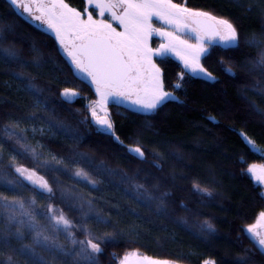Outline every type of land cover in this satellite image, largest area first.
<instances>
[{
    "label": "snow or ice",
    "instance_id": "1",
    "mask_svg": "<svg viewBox=\"0 0 264 264\" xmlns=\"http://www.w3.org/2000/svg\"><path fill=\"white\" fill-rule=\"evenodd\" d=\"M5 3L8 13L0 17V65L13 69L11 78L18 81V90L32 103L27 113L7 114L0 124V264H101L106 248L141 235L135 222L119 227L122 213L142 219L133 208L124 209L121 200L143 207L157 219L170 221L204 243L216 238L217 229L210 220L197 223L196 231H192L187 217L175 215L171 192L164 187L168 181L163 176L148 172L141 180V170L128 175L103 162L97 164L88 153L79 151L84 142L81 129L104 133L137 162L147 163L150 155L151 167L163 173V161L168 156L181 160L179 153L166 150V141L159 139L152 141L158 147L150 152L139 139L125 145L117 135L109 105H127L134 114L147 117L167 102L179 100L174 90L183 87L185 71L170 85L165 69L155 59L170 52L179 57L191 75L215 81L216 77L201 62L214 43L241 55L233 62L234 67L253 75L255 82L248 91L260 100L250 98L247 92L241 98L248 104L250 114L264 119V29L259 34L244 33L229 18L189 7L187 0H86L87 6L82 9L68 0ZM8 16L41 26V34L54 37L56 53L69 71L81 82L94 86L96 99L84 105L82 115L74 116L75 126L59 118L51 101L52 90L25 74L28 68L39 72L49 61L42 58L35 43L29 49L33 53L31 62L24 59L16 42L9 40L16 34V24ZM154 20L160 22L159 27ZM154 35L162 41L155 48L151 44ZM241 45L255 48L256 55L249 57ZM223 70L238 78L233 67ZM56 95L63 104H72L80 92L65 87ZM57 134L70 141L66 155L53 152L42 140ZM240 135L253 149L258 147L257 141L243 130ZM247 171L264 185V165L252 164ZM61 176L71 183L61 180ZM104 177L119 178L118 183L112 179L108 182L120 193V199L104 194L100 187ZM177 178L172 176L173 181ZM192 191L201 200L213 197L212 188L199 181L193 182ZM179 208L185 213L193 212L183 203ZM240 231L251 248L237 252L232 264H264V211ZM171 239H175L174 234ZM111 256L113 264H181L187 259L149 256L139 248ZM200 264L217 261L207 256L201 258Z\"/></svg>",
    "mask_w": 264,
    "mask_h": 264
},
{
    "label": "trees",
    "instance_id": "2",
    "mask_svg": "<svg viewBox=\"0 0 264 264\" xmlns=\"http://www.w3.org/2000/svg\"><path fill=\"white\" fill-rule=\"evenodd\" d=\"M68 2L78 9L86 7V0ZM187 4L229 18L244 33L259 34L264 29V0H187ZM7 13L5 0H0V17ZM7 18L16 24V34L10 35L9 40L16 42L24 59L31 62L33 53L29 49L35 43L43 53L42 58L49 61L39 72L28 68L24 70L25 74H31L35 83L52 90L51 101L59 118L75 126L74 116L82 115L88 100L96 99L91 84L81 82L69 71V66L56 53L54 37L50 39L49 34H41V29L30 21L16 16ZM241 48L249 57L256 55L255 48H245L243 45ZM241 58L235 50L224 49L222 45L213 46L203 57L202 63L216 80L209 81L185 73L183 87L174 90L179 100L167 102L156 114L145 117L141 113L134 114L125 105L109 106L117 125V135L125 145L139 139L150 152L154 146L158 147L152 141L159 139L166 141V150L179 153L181 160L168 156L163 161V173L151 167L150 155L147 163L137 162L104 133L81 129L84 142L79 151L88 153L97 164L103 162L128 175L141 170V180L148 172L163 176L168 181L164 187L171 192L170 199L176 216L187 217L192 231H196L195 225L205 219L210 220L217 229V237L204 243L170 221L157 219L143 207L121 200L124 209L133 208L142 219L122 213L119 227L126 228L135 222L141 235L122 239L115 246L106 248L101 264H113L112 253L122 256L134 248L149 256H186L187 259L181 264H200L201 258L207 256L216 259L217 264H232L237 252L251 248L240 230L254 223L258 213L264 211L262 187L253 181L247 171L252 164H264V119L250 114L248 104L241 98V94L247 92L250 98L260 100V97L252 96L248 91L255 82L253 75L234 67L233 62ZM220 60L224 63H219ZM160 64L165 69L168 84H175L178 74L183 71L181 64L174 59H164ZM225 67H233L238 78L230 77L223 70ZM14 70L20 71L19 68ZM12 71L0 65V124L5 122L7 114L18 116L27 113L32 103L29 96L18 90V81L11 78ZM256 77L259 78L258 73ZM65 87L80 92L72 104H63L56 95ZM117 112L121 114L117 115ZM241 130L257 141L260 153L253 151L244 141ZM42 140L47 148L57 154L66 155L69 151L70 141L59 134L43 137ZM21 162L28 164V161ZM173 175L178 177L174 181ZM103 179L100 187L104 189V194L120 199V193L108 182L112 179L118 183L119 178ZM61 180L71 183L64 176H61ZM194 181L208 184L213 190V197L201 200L192 191ZM152 182L156 181L153 179ZM180 203L186 204L193 212L185 213L179 208ZM172 234L174 240L171 239Z\"/></svg>",
    "mask_w": 264,
    "mask_h": 264
},
{
    "label": "rangeland",
    "instance_id": "3",
    "mask_svg": "<svg viewBox=\"0 0 264 264\" xmlns=\"http://www.w3.org/2000/svg\"><path fill=\"white\" fill-rule=\"evenodd\" d=\"M87 6V5H86ZM94 15H95V13H94ZM31 22V21H30ZM32 23V22H31ZM154 23L156 24V26L157 27H159L160 26V22L159 21H155L154 20ZM32 24H34V23H32ZM34 25H36L37 27H39L40 29H41V26H39L38 24H34ZM162 41H161V39H160V37H158V36H153L152 37V41H151V44H152V47H158V45H159V43H161ZM215 45H220V44H213L212 45V47L213 46H215ZM212 47H210L209 48V51H210V49L212 48ZM156 59V62L157 63H160V61H162V60H164V59H174V60H176V61H178L180 64H181V66H182V68H183V71H185V73H188L186 70H184V67H183V63L181 62V60L179 59V57L175 54V53H168L165 57H163V58H161V57H156L155 58ZM202 60H203V57H202ZM202 62V61H201ZM190 74V73H189ZM194 76H197V77H200V78H203V79H206V78H204V77H202V76H199V75H194ZM206 80H208V79H206ZM209 81H212V80H209ZM92 86V88H93V91H94V93H95V90H94V86L93 85H91ZM76 99V98H75ZM89 101V100H88ZM111 105V104H110ZM109 105V106H110ZM125 106H127V105H125ZM250 147H251V145H249ZM251 149L253 150V151H255V152H257V153H260L261 152V150H260V148L259 147H257V148H255V149H253L252 147H251ZM255 165H257V166H260V165H264V164H255ZM249 174L251 175V177H252V179H253V181L257 184V185H260L261 187H262V190H263V192H264V185H261L260 183H258L257 181H256V179H255V177L253 176V174L252 173H250L249 172Z\"/></svg>",
    "mask_w": 264,
    "mask_h": 264
}]
</instances>
